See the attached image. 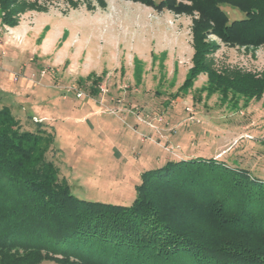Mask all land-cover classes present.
Segmentation results:
<instances>
[{"label":"rangeland","instance_id":"1","mask_svg":"<svg viewBox=\"0 0 264 264\" xmlns=\"http://www.w3.org/2000/svg\"><path fill=\"white\" fill-rule=\"evenodd\" d=\"M200 18L128 0H0V105L27 130L47 117L48 159L82 200L130 206L143 174L170 161L215 160L264 179V94L191 78L197 35L221 75L264 77V44L224 42L208 21L195 28Z\"/></svg>","mask_w":264,"mask_h":264},{"label":"trees","instance_id":"2","mask_svg":"<svg viewBox=\"0 0 264 264\" xmlns=\"http://www.w3.org/2000/svg\"><path fill=\"white\" fill-rule=\"evenodd\" d=\"M128 1L198 11L195 28L208 21L224 42L264 44V0ZM226 5L244 16L230 20ZM200 40L191 78L203 72L213 86L263 96L264 77L221 75ZM31 122L37 128L25 129L0 105V264H39L45 258L31 256L44 251L67 260L60 264H264V179L215 160L170 161L143 174L130 206L82 200L48 159L55 137L45 121Z\"/></svg>","mask_w":264,"mask_h":264},{"label":"crops","instance_id":"3","mask_svg":"<svg viewBox=\"0 0 264 264\" xmlns=\"http://www.w3.org/2000/svg\"><path fill=\"white\" fill-rule=\"evenodd\" d=\"M41 117V119L43 120V119H45V118H47V117H44V116H40ZM45 121V120H44Z\"/></svg>","mask_w":264,"mask_h":264}]
</instances>
